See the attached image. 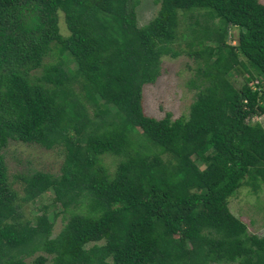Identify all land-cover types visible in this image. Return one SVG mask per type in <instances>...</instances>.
Here are the masks:
<instances>
[{
	"label": "trees",
	"instance_id": "1",
	"mask_svg": "<svg viewBox=\"0 0 264 264\" xmlns=\"http://www.w3.org/2000/svg\"><path fill=\"white\" fill-rule=\"evenodd\" d=\"M158 3L139 26L140 0H0V264H264V237L229 208L264 186V127L251 123L264 116V4ZM181 17L198 92L187 118L156 119L143 90L179 56ZM10 140L63 147L61 174L20 177V197ZM106 155L123 158L113 174ZM50 190L68 213L56 237L46 211H23Z\"/></svg>",
	"mask_w": 264,
	"mask_h": 264
},
{
	"label": "rangeland",
	"instance_id": "2",
	"mask_svg": "<svg viewBox=\"0 0 264 264\" xmlns=\"http://www.w3.org/2000/svg\"><path fill=\"white\" fill-rule=\"evenodd\" d=\"M264 4V0H260ZM160 5L158 0H140L137 8L139 26L148 24L158 13ZM60 28L64 36L69 35L64 15L60 16ZM185 24L181 17L178 40L172 45V49L179 53V56L172 57L165 55L162 58V73L156 83L144 86L143 108L147 116L163 119L171 114L172 119L181 117L187 118L190 107L196 99L197 89L190 85V82L197 79L200 63L189 54L191 48L188 40L183 39ZM239 30L233 28L229 36V42L237 44ZM62 57L57 51H53L45 60L46 64L59 62ZM203 63V61H200ZM41 72L39 71L38 74ZM235 86L241 88L244 78L240 74L234 78ZM261 123L264 127V116L255 117L251 123ZM5 163L8 168L9 180L18 195L22 197L23 185L20 177L32 175L35 172H44L54 176L61 174V168L65 160L63 147H56L48 150L40 145L26 144L17 141H9L8 146L3 150ZM122 157L106 155L103 158L104 164L110 173L116 171L117 165ZM55 192L47 191L38 200L25 204L23 211L25 217L33 219L35 216L47 212L54 222L53 236L56 237L62 230L68 213L63 211L60 202L55 201ZM230 211L240 218L248 227L249 234L264 237V186L257 192L250 186H243L230 199Z\"/></svg>",
	"mask_w": 264,
	"mask_h": 264
}]
</instances>
